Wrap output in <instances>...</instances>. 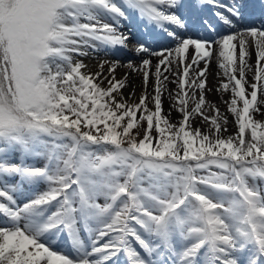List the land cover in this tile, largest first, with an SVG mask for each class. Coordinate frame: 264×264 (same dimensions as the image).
<instances>
[{
	"label": "snow or ice",
	"instance_id": "1",
	"mask_svg": "<svg viewBox=\"0 0 264 264\" xmlns=\"http://www.w3.org/2000/svg\"><path fill=\"white\" fill-rule=\"evenodd\" d=\"M254 7L0 0V264H264Z\"/></svg>",
	"mask_w": 264,
	"mask_h": 264
},
{
	"label": "bare ground",
	"instance_id": "2",
	"mask_svg": "<svg viewBox=\"0 0 264 264\" xmlns=\"http://www.w3.org/2000/svg\"><path fill=\"white\" fill-rule=\"evenodd\" d=\"M253 60H254V57H253ZM85 62H86V63H89L90 65H94V64H95V60H92V59H86ZM213 71H215V68L213 69ZM119 75H123V71H121V72L119 73ZM210 79H213V82H214V77H213V78H210ZM135 83L138 84L139 81H135ZM138 95H139V89L137 88V96H138ZM211 99H213V100H218V97H216V96H212ZM167 107H168V104H167V101H165V108L167 109ZM173 116H174V118H175L176 114L173 113Z\"/></svg>",
	"mask_w": 264,
	"mask_h": 264
}]
</instances>
